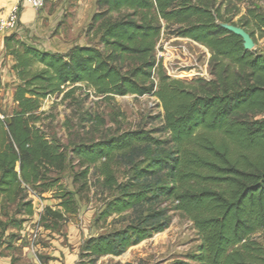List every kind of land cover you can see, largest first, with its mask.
<instances>
[{"label": "trees", "instance_id": "obj_1", "mask_svg": "<svg viewBox=\"0 0 264 264\" xmlns=\"http://www.w3.org/2000/svg\"><path fill=\"white\" fill-rule=\"evenodd\" d=\"M216 3L96 0L88 32L96 30L98 43L66 54L5 38L21 84L17 109L0 118V250L13 237L1 219L7 206L30 190L41 197L53 192L56 208L47 205L39 223L59 232L79 213L94 170L107 195L96 223L117 218L121 226L86 240L78 254L87 259L83 264L120 257L166 231L173 212L189 218L201 243L186 261L170 264H264V244L254 239L264 231V53L246 50L243 39L223 27L235 25ZM240 23L255 45V32L264 39V12L249 8ZM165 33L207 48L212 79L186 83L168 76L156 56ZM35 64L42 68L33 72ZM81 85L103 99L156 97L161 127L70 146L50 139L37 126L41 101L71 99ZM68 171L73 191L61 184ZM22 205L34 214L32 202Z\"/></svg>", "mask_w": 264, "mask_h": 264}, {"label": "rangeland", "instance_id": "obj_2", "mask_svg": "<svg viewBox=\"0 0 264 264\" xmlns=\"http://www.w3.org/2000/svg\"><path fill=\"white\" fill-rule=\"evenodd\" d=\"M223 4L222 13L234 27H241L240 19L247 15L249 8L264 12V0H217L216 5ZM49 12L60 17V28L65 32L66 39L74 36L78 41L96 45L99 35L96 30L88 32L92 18L97 12L96 0H46L45 7ZM232 26V25H230ZM257 45L253 51L264 53V39L255 32ZM156 55L164 72L172 78L193 82L197 79L211 80L210 51L189 39L174 38L163 34L158 42ZM33 72L40 70L38 64L33 65ZM77 91L73 98L63 99V96L53 95L41 101V109L37 113L41 127L50 139L55 138L64 146L77 143H87L103 137L121 134L139 128L157 131L161 127L163 109L160 101L154 96L136 97L132 95L111 99L95 96L85 85ZM0 100V116L10 117L17 104L11 98L10 92H2ZM92 117V123L88 120ZM7 119V118H6ZM103 122V125L101 123ZM166 138L167 135L156 134ZM74 162L75 171L81 168ZM92 188L84 193L79 201V213L69 217L61 231L54 233L44 231L39 223L38 210L57 201L51 199L53 192L41 197L38 191L30 190L22 202L7 206L1 213V219L6 222L8 245L0 250V262L10 264H48L52 248H80L91 237L108 233L121 225L109 218L96 223L103 209V201L107 195L102 194L98 173L91 170ZM61 184L73 191L71 173L62 175ZM56 191V189H55ZM79 200V199H78ZM32 202L34 214L31 216L23 207V203ZM6 204V203H4ZM56 208V207H55ZM255 241L264 244V231L254 236ZM200 240L193 223L180 212L172 213L170 227L154 237L133 246L120 257L106 256L96 264H170L176 260L186 261L189 254L194 253L200 245ZM48 249V250H44ZM6 259V260H5ZM6 261V262H5ZM79 264L87 259H79Z\"/></svg>", "mask_w": 264, "mask_h": 264}, {"label": "crops", "instance_id": "obj_3", "mask_svg": "<svg viewBox=\"0 0 264 264\" xmlns=\"http://www.w3.org/2000/svg\"><path fill=\"white\" fill-rule=\"evenodd\" d=\"M17 1L0 0V17L8 16ZM61 22L60 17L49 12L48 6L41 10H36L29 4L22 3L17 29L9 33H0L1 94L6 91L10 92L11 98L14 100L15 91L21 84L17 73L13 69L17 62L14 56L10 54V51L6 49L5 38L15 35L16 40L25 43L27 46L51 54H66L74 46L88 45L83 40L78 41L74 36L66 39L64 30L60 28ZM38 67L42 68L39 64ZM14 105H16L15 102ZM79 250L80 248H74L72 251L59 247L52 248L48 264H77ZM3 264H10V261L7 260Z\"/></svg>", "mask_w": 264, "mask_h": 264}, {"label": "built area", "instance_id": "obj_4", "mask_svg": "<svg viewBox=\"0 0 264 264\" xmlns=\"http://www.w3.org/2000/svg\"><path fill=\"white\" fill-rule=\"evenodd\" d=\"M27 3L32 6L36 10H41L45 7L46 0H18L16 5L12 8L8 16L1 18L0 17V33H9L13 32L18 27L20 8L22 3ZM157 56V55H156ZM158 59V57H157ZM158 61H160L158 59ZM169 76V75H168ZM171 77V76H170ZM0 100H1V92H0ZM1 119H5L3 116H0ZM44 211V207H41L38 210V215L40 216ZM0 264H2L0 262Z\"/></svg>", "mask_w": 264, "mask_h": 264}, {"label": "water", "instance_id": "obj_5", "mask_svg": "<svg viewBox=\"0 0 264 264\" xmlns=\"http://www.w3.org/2000/svg\"><path fill=\"white\" fill-rule=\"evenodd\" d=\"M223 27L241 37L244 41V47L246 50L252 51L254 49L255 43L252 40L251 36L245 30L230 25H223ZM7 121L9 122V120Z\"/></svg>", "mask_w": 264, "mask_h": 264}]
</instances>
